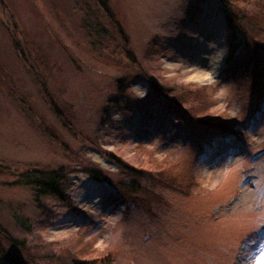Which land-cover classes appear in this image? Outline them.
<instances>
[{
    "label": "rangeland",
    "instance_id": "1",
    "mask_svg": "<svg viewBox=\"0 0 264 264\" xmlns=\"http://www.w3.org/2000/svg\"><path fill=\"white\" fill-rule=\"evenodd\" d=\"M230 1L249 15L264 8V0ZM106 4L127 35L134 64L94 0H0V230L29 247L62 256L81 248H75V240L82 234L96 251L86 259L110 253L114 264H264V103L259 105L264 81L251 91L218 78L228 38L223 4ZM191 7L197 12L188 20ZM260 20L264 28V17ZM235 40L233 74L249 50L248 40L237 35ZM153 41L162 50L147 57ZM124 74L135 78L120 106L107 108L110 123H104L103 110L115 99ZM148 81L173 92L206 86L212 117L228 122L256 117L247 122L243 143L223 151L215 136L208 155L197 160L204 136L198 126H184L185 138L170 145H163L158 135L140 143L133 131L137 109L144 101L155 106ZM58 113L66 114L69 125ZM105 154L134 167L158 165L179 181L191 174L195 187L188 196L158 192L163 204L153 216L101 203L110 188L78 165L88 162L116 180L117 168ZM59 167L74 169L69 196L95 216L88 233L79 230L62 204L43 200L47 215L42 214L32 191L13 185L20 171Z\"/></svg>",
    "mask_w": 264,
    "mask_h": 264
},
{
    "label": "trees",
    "instance_id": "2",
    "mask_svg": "<svg viewBox=\"0 0 264 264\" xmlns=\"http://www.w3.org/2000/svg\"><path fill=\"white\" fill-rule=\"evenodd\" d=\"M219 1L226 9L224 22L228 38L225 43L224 68L218 78L225 82L232 80L237 88L247 86L251 91H255L260 87V82L264 81V70L262 68L264 65V42L261 40V37H264V28L261 25L262 20H260L261 17H264V8H262L263 11L260 14L249 15L247 13V15L244 11L236 8L230 0ZM94 4L98 5V9L104 12L110 23L115 26L121 41L122 52L134 64L127 35L118 26L115 16L106 4V0H94ZM196 12L197 8L191 7L187 14L190 18L187 17V19L191 20ZM236 35L249 41V50L246 62L236 74H233L235 71L232 70L234 67L231 60L235 47L239 44L235 40ZM14 48L23 56L22 50L16 44H14ZM161 50L153 41L145 54L147 57L158 55ZM134 76L124 74L119 78L115 90V99L109 101L108 107L106 106L103 110L104 117H102V121L104 123H110L107 108L113 104L120 106L121 96L128 87L129 82L135 78ZM148 82L155 106H152L149 101H144L137 109L138 121L133 131L140 143L148 141L154 135H158L163 145H170L185 138L184 126L187 124L198 126L204 132V136L199 141V151L195 157L197 160L200 156H207L206 149L211 147V140L215 136L220 138L223 151L235 146V144L243 143L247 122L250 123L256 117V114H253V117L249 115L244 122H228V119L221 116L212 117L209 114L211 104L208 100L209 94L206 86L173 92L158 87L151 81ZM42 89L44 90L43 86ZM260 90L262 92L259 105L264 102V87ZM259 105L255 110L259 111ZM58 115L64 124L69 125L66 114L58 113ZM105 156L109 161L114 162L117 168L116 180L109 178L107 172L97 169L88 162L78 166L95 182L106 184L110 188V191L103 196L101 203L119 206L124 211L141 210L147 216H153L154 209L161 207L163 204L161 195L158 192L165 190L181 196H188L195 187L191 174L179 181L166 168L158 165L147 168L134 167L110 154H105ZM72 171L74 169L71 167L26 169L16 175L13 185L28 188L32 191L35 206L42 214L47 215L42 203L43 200H52L62 204L72 212L79 224V230L84 234L88 233L91 227L95 225V216L82 211L73 204L68 193L69 173ZM21 225L24 226L23 223ZM81 235L75 240V248L77 246L81 248L74 255H72L73 253H66V256H62L61 253L49 252L47 254V252H42L40 247H36V249L29 247L27 242L15 239L1 229L0 259L2 264H114V258L110 253L95 259H86L84 255L96 251L92 244L83 242Z\"/></svg>",
    "mask_w": 264,
    "mask_h": 264
}]
</instances>
